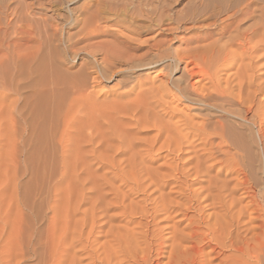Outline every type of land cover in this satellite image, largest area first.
<instances>
[{
    "label": "rangeland",
    "instance_id": "rangeland-1",
    "mask_svg": "<svg viewBox=\"0 0 264 264\" xmlns=\"http://www.w3.org/2000/svg\"><path fill=\"white\" fill-rule=\"evenodd\" d=\"M184 3L174 9L181 10ZM91 4L93 0H0V264H241L244 259V264H264V243L263 253L257 251L264 242V123L259 131L255 105L247 114L249 123L230 117L246 124L247 129H236L248 134L252 148L243 159L234 148L210 156L201 150L140 154L137 148L119 154L104 148L114 142L99 144V139L96 153L90 146L78 149L76 139L70 140L72 145L64 143L65 149L59 147L57 111L45 102L62 96L51 90L52 78L61 77L64 69L77 72L90 60L82 47L91 41H79V26L70 22ZM43 18L47 29H42ZM54 30L59 39L75 34L78 39L70 46L73 55L60 54V68L48 50ZM176 36L179 40L170 42L173 48L188 33ZM36 40L44 45L29 76L24 54L38 45ZM59 44V49L65 45ZM158 72L154 68L137 73L141 80L157 78V84L164 80ZM121 79L102 78L99 84L89 79L88 85L110 100V92L125 88L117 84ZM184 112L193 123L203 122L205 111ZM145 132L136 135L149 141L155 134ZM165 136L158 145L166 142ZM204 138L191 133L183 141L199 148ZM252 241L259 243L252 246Z\"/></svg>",
    "mask_w": 264,
    "mask_h": 264
},
{
    "label": "bare ground",
    "instance_id": "bare-ground-1",
    "mask_svg": "<svg viewBox=\"0 0 264 264\" xmlns=\"http://www.w3.org/2000/svg\"><path fill=\"white\" fill-rule=\"evenodd\" d=\"M182 1L93 0L91 7L84 8L79 16L71 20L73 27L79 26L76 33L79 41H91L82 47L90 60L77 72L70 73L64 69L61 77L52 78L50 82L51 90L62 95H49L45 102L54 105L57 111V114L54 113L57 116V131L54 129L58 132L59 140L55 139L60 142V148L65 149L64 143L68 145L70 142L69 145H72L70 140L76 139L80 141L76 146L78 149L90 146L91 151L96 153L94 151L99 147L94 143L99 139V144H102L101 140L114 142L106 143L104 148L107 152L111 149L119 154L137 148L138 153L154 149L157 152L166 150L181 154L183 151L201 150L210 156L227 154L229 149L234 148L243 159L252 151L248 134L237 130L247 129L243 122H251L247 114L253 111L254 105L259 131L264 123V0H185L181 10H175L174 6ZM253 2L256 3L255 8L251 7ZM42 20V29H47L46 19ZM201 22L204 24L198 25ZM55 30L48 50L54 55L51 61L59 67L62 63L60 54H72L70 46L78 43V39H75L76 34L74 37L72 35L75 40L70 36L59 39ZM180 32L188 33V36L180 39L179 46H185L173 48L170 42L174 40V43L178 38L176 34ZM168 36L171 38L167 39ZM98 37L105 38L94 41ZM59 43L65 45L59 49ZM43 45L38 43L34 48H26L24 62L29 76L34 73L35 68L32 69L31 65L40 56ZM154 68L159 69L157 76L164 77V80L158 79L157 84V78L141 80V75L137 73ZM178 72L180 74L174 77ZM111 76L122 77L117 84L125 88L110 92V100L106 94L89 89V81L99 84L102 78ZM144 76L147 75L144 73ZM63 80L65 84H62ZM64 95L67 97L64 98ZM185 109L205 111L201 114L203 122L193 123L191 117L185 114ZM233 116L240 117L243 122L232 121L230 117ZM152 130H155V134L149 137V141L136 135ZM191 133L203 134L206 142L197 148L195 144L183 141ZM163 135H166V142L158 145ZM211 138L218 141L210 142ZM173 168L177 171L175 166ZM178 171L180 175L187 176L183 170ZM239 198L238 201L241 200ZM233 200L235 203L236 199ZM199 219L203 221V218ZM242 240L243 244L246 243ZM257 243L259 241H252V246ZM263 243H259L258 252H262ZM260 257H256L258 262ZM243 261L241 264H244Z\"/></svg>",
    "mask_w": 264,
    "mask_h": 264
}]
</instances>
